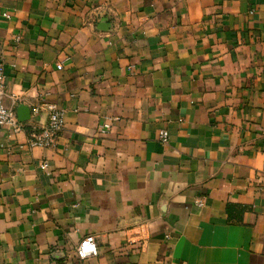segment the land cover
Masks as SVG:
<instances>
[{
  "label": "crops",
  "instance_id": "0c3cea01",
  "mask_svg": "<svg viewBox=\"0 0 264 264\" xmlns=\"http://www.w3.org/2000/svg\"><path fill=\"white\" fill-rule=\"evenodd\" d=\"M0 55V264H264V0H0Z\"/></svg>",
  "mask_w": 264,
  "mask_h": 264
},
{
  "label": "built area",
  "instance_id": "2783aa9c",
  "mask_svg": "<svg viewBox=\"0 0 264 264\" xmlns=\"http://www.w3.org/2000/svg\"><path fill=\"white\" fill-rule=\"evenodd\" d=\"M7 17V16H6ZM58 69L61 66L57 67ZM5 90V73H4V62L3 58L0 55V128L3 126H9L12 132H16L21 129L15 111L13 108H6L3 104V95ZM45 111L48 113V121L45 128L40 130H34L29 135L28 146L33 148H49L55 144V141L63 129L64 121L63 116L64 112L61 109H58L54 105L44 104ZM38 109H35L36 113ZM109 130V125L104 124L100 127V133H106ZM158 141L165 145L168 143L169 136L167 131L160 130L157 135ZM41 170L47 171L49 166L47 162H42L40 165ZM197 205L201 206V202H198ZM168 239V236H167ZM98 255V248L95 243L93 236L84 237L78 244L76 248V257L80 261H84L91 257H96Z\"/></svg>",
  "mask_w": 264,
  "mask_h": 264
},
{
  "label": "trees",
  "instance_id": "16d2710c",
  "mask_svg": "<svg viewBox=\"0 0 264 264\" xmlns=\"http://www.w3.org/2000/svg\"><path fill=\"white\" fill-rule=\"evenodd\" d=\"M245 210V208L244 207H241V212H243Z\"/></svg>",
  "mask_w": 264,
  "mask_h": 264
}]
</instances>
